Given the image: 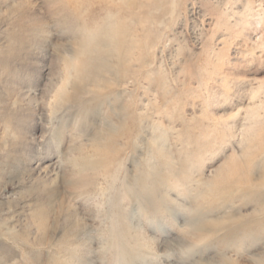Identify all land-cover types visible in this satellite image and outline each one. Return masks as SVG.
Returning a JSON list of instances; mask_svg holds the SVG:
<instances>
[{"label":"rangeland","instance_id":"374dc122","mask_svg":"<svg viewBox=\"0 0 264 264\" xmlns=\"http://www.w3.org/2000/svg\"><path fill=\"white\" fill-rule=\"evenodd\" d=\"M9 264H264V0H0Z\"/></svg>","mask_w":264,"mask_h":264},{"label":"snow or ice","instance_id":"6c2138e0","mask_svg":"<svg viewBox=\"0 0 264 264\" xmlns=\"http://www.w3.org/2000/svg\"><path fill=\"white\" fill-rule=\"evenodd\" d=\"M0 264H9V261L5 258L4 254H0Z\"/></svg>","mask_w":264,"mask_h":264}]
</instances>
